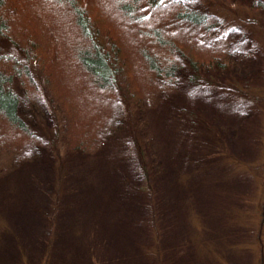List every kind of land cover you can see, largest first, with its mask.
Segmentation results:
<instances>
[{
	"label": "rangeland",
	"instance_id": "374dc122",
	"mask_svg": "<svg viewBox=\"0 0 264 264\" xmlns=\"http://www.w3.org/2000/svg\"><path fill=\"white\" fill-rule=\"evenodd\" d=\"M224 1L223 26L200 40L224 47L231 68L192 79L181 60L144 103L117 94L90 149L66 148L61 110L34 71L37 91L16 79L41 143L0 150V264H264V191L237 164L262 157L264 112L226 94L229 76L264 77V0ZM0 55L25 63L1 34Z\"/></svg>",
	"mask_w": 264,
	"mask_h": 264
},
{
	"label": "trees",
	"instance_id": "16d2710c",
	"mask_svg": "<svg viewBox=\"0 0 264 264\" xmlns=\"http://www.w3.org/2000/svg\"><path fill=\"white\" fill-rule=\"evenodd\" d=\"M197 2L187 7L180 0H0V34L25 56L23 63L0 55V150L41 143L23 120V102L13 87L18 79L26 92L37 91L33 71L61 110L69 150L98 143L117 112L114 96L144 103L159 78L180 73L181 60L192 79L205 67L227 72L232 62L225 48L200 40L221 29L219 6L227 3ZM228 79L226 94L264 112V77L257 83ZM260 127L264 133L263 121ZM260 147L255 162H236L255 174L256 193L264 191V139Z\"/></svg>",
	"mask_w": 264,
	"mask_h": 264
}]
</instances>
